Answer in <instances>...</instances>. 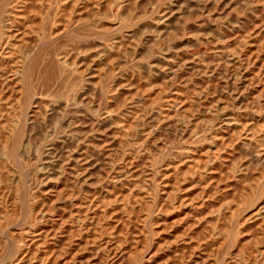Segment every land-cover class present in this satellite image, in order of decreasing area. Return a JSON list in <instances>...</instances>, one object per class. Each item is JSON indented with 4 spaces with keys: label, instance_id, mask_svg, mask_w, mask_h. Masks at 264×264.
<instances>
[{
    "label": "rangeland",
    "instance_id": "1",
    "mask_svg": "<svg viewBox=\"0 0 264 264\" xmlns=\"http://www.w3.org/2000/svg\"><path fill=\"white\" fill-rule=\"evenodd\" d=\"M0 47V264H264V0H0Z\"/></svg>",
    "mask_w": 264,
    "mask_h": 264
},
{
    "label": "bare ground",
    "instance_id": "2",
    "mask_svg": "<svg viewBox=\"0 0 264 264\" xmlns=\"http://www.w3.org/2000/svg\"><path fill=\"white\" fill-rule=\"evenodd\" d=\"M75 16H76V15H75ZM0 48H1V47H0ZM1 52H2V51H1ZM6 81H8V80H6ZM9 83H10V82H9ZM0 86H1V84H0ZM6 86H7V85H6ZM4 89H5V88H4ZM5 90H6V89H5ZM33 107H34V106H31V108H29V113H32V112H33ZM34 108H35V107H34ZM26 109H27V108H26ZM104 114H105V113H104ZM31 116H32V115H31ZM106 116H107V115H106ZM25 117H26V116H25ZM107 121H108V120H107ZM96 124H97V123H96ZM94 126H95V125H94ZM94 126H93V127H94ZM24 127H25V126H24ZM178 132H179V131H178ZM85 136H86V135H85ZM98 138H99V137H98ZM84 139H85V138H84ZM104 143H105V142H104ZM251 144H252V143H251ZM12 145H14V144H12ZM80 145H81V144H80ZM15 147H16V146H15ZM22 147H23V146H22ZM107 147H108V146H107ZM112 148H113V147H112ZM112 148H111V149H112ZM76 149H78V148H76ZM84 149H85V147H84ZM111 149H110V150H111ZM15 150H16V149H15ZM16 153H17V152H16ZM77 153H78V152H77ZM49 155H50V154H49ZM59 155H60V154H59ZM76 155H77V154H76ZM102 156H103V155H102ZM76 157H77V156H76ZM83 159H84V158H83ZM71 160H72V159H71ZM257 160H258V159H257ZM257 160H256V161H257ZM260 160H261V159H260ZM88 162H89V161H88ZM180 164H181V163H180ZM86 165H87V164H86ZM90 165H91V164H90ZM51 167H52V166H51ZM80 167H81V166H80ZM90 167H91V166H90ZM6 168H7V167H6ZM8 168H9V167H8ZM82 168H83V167H82ZM82 168H81V169H82ZM77 169H78V168H77ZM100 171H101V170H100ZM10 172H11V171H10ZM10 172H9V173H10ZM14 173H15V172H14ZM86 173H87V172H86ZM9 175H12V174H9ZM15 176H16V175H15ZM14 178H15V177H14ZM10 179H11V178H10ZM29 186H30V185H29ZM111 186H112V185H111ZM8 191H9V190H8ZM161 191H162V190H161ZM163 191H164V190H163ZM6 196H7V195H6ZM6 196H5V197H6ZM13 196H14V195H13ZM161 196H162V195H161ZM10 197H11V196H10ZM164 198H165V197H164ZM13 199H14V198H13ZM161 199H162V198H161ZM10 200H11V199H10ZM5 201H6V200H5ZM4 203H5V202H4ZM258 206H259V205H258ZM258 206H257V207H258ZM258 210H259V209H258ZM38 211H39V210H38ZM253 211H254V210H253ZM254 212H255V211H254ZM40 214H41V213H40ZM42 218H43V217H42ZM9 229H10V228H9ZM27 251H28V250H27ZM22 252H23V251H22ZM25 252H26V251H25ZM67 263H69V262L67 261ZM78 263H79V262H78Z\"/></svg>",
    "mask_w": 264,
    "mask_h": 264
}]
</instances>
